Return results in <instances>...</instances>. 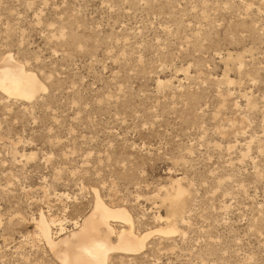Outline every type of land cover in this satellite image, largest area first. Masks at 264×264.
Instances as JSON below:
<instances>
[{"label":"rangeland","instance_id":"374dc122","mask_svg":"<svg viewBox=\"0 0 264 264\" xmlns=\"http://www.w3.org/2000/svg\"><path fill=\"white\" fill-rule=\"evenodd\" d=\"M4 56L44 90L0 91V264H64L37 221L93 188L155 227L175 180L179 232L106 264H264V0H0Z\"/></svg>","mask_w":264,"mask_h":264},{"label":"bare ground","instance_id":"6f19581e","mask_svg":"<svg viewBox=\"0 0 264 264\" xmlns=\"http://www.w3.org/2000/svg\"><path fill=\"white\" fill-rule=\"evenodd\" d=\"M3 72L11 77L1 81ZM39 90H44V85L35 73L12 57L4 56L0 61L1 92L14 98L31 100ZM169 189L161 197L166 206V215L158 214L159 224L150 229L136 230L135 218L127 207L106 202L99 190L93 188V204L89 212L81 222L74 223L69 233L62 228L60 234L63 236L55 242L51 230L54 220L49 221L41 213L37 221L38 236L44 237L51 250L56 249L64 264H106L111 253H137L151 236L169 237L179 232L175 217L182 212L187 193L178 180Z\"/></svg>","mask_w":264,"mask_h":264}]
</instances>
